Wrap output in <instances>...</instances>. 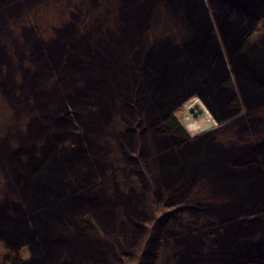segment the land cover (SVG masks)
<instances>
[{"label":"trees","instance_id":"1","mask_svg":"<svg viewBox=\"0 0 264 264\" xmlns=\"http://www.w3.org/2000/svg\"><path fill=\"white\" fill-rule=\"evenodd\" d=\"M33 1L0 0V22L2 15L16 12L22 3ZM212 3L220 12L217 23L230 63L240 67L236 76L242 96L246 104L260 103L264 100V76H261L264 43L256 44V48L246 46L250 41L245 32L255 15L264 14V0H212ZM94 5H98L101 17L83 35L78 33V25L73 24L75 29L71 23L61 30L63 35L53 46L40 47L36 41L31 42L36 55L33 58L38 64L37 77L27 90L23 89L21 96H26V107L41 108V121L36 125L37 134L41 135L34 137L36 144L35 140L20 141V146L28 147H22L26 150L21 156L19 150L13 151L12 147V151L7 150L5 143L0 144V237L11 246L22 239L39 242L37 264H68L65 253L69 259L81 257L84 251L98 252L101 256L100 247L88 243V247L83 246L80 240L66 237L64 232L80 234L78 227H83L86 236L82 234L85 238L80 239L93 242L89 219H83L77 211L89 204L93 210H99L100 203L111 205L108 201L111 198L98 202L96 187L89 188L92 183L100 184L97 178L89 183L91 171L96 167L102 169L99 159L89 154L102 151L95 135L112 126L111 120L118 112L129 131L137 133L142 128L144 143L148 133L152 138L163 139L164 145L157 154H180L174 170L164 176L167 184H173L168 197L179 199L197 182L203 183L212 194L202 197L198 193L182 199L189 211L187 215L199 228L189 230L190 219L179 216L178 208L171 214L178 215L174 219L179 217V224L176 223L179 230L165 225L168 236L176 242L180 241L177 237L184 236L186 245H197L205 238L209 249L199 252L198 257L195 255L197 264H264V214L260 213L264 212V135H257L256 142L250 139L246 145L225 148L213 142L210 134L186 138L181 121L169 113L170 106L192 89L208 93L220 116L228 117L239 110L231 71L203 1L89 0L82 3L81 10L89 12ZM82 18L79 16V20ZM160 18L175 21L169 19V23L159 24L156 21ZM260 18L257 37L250 34L253 43L264 39V16ZM178 37L180 42L174 43L173 39ZM1 44L0 39V59L7 63ZM257 70L261 73H256ZM31 95L36 96L35 102L30 103ZM252 118L250 114L248 118L241 115L231 123L249 132L261 126V118ZM144 148L150 147L145 144ZM189 148L199 150L191 155ZM154 156L148 149L146 159ZM85 162L91 171L81 168L80 163ZM7 187L16 190L12 208L22 213L20 217L15 210L2 214V191ZM66 187L69 190L61 194ZM122 197L129 201L125 195ZM132 199L136 201V197ZM6 200L5 204L11 205ZM125 206L136 217L141 215L133 206ZM214 214L218 221H210ZM58 216L66 219L63 235L58 231ZM250 229L252 234H244ZM149 241L146 244L150 246ZM72 243H79L82 251ZM179 246L177 249H181ZM89 258H78L73 264H86ZM98 260L103 264L107 261L106 258ZM177 260L173 256L169 264H180Z\"/></svg>","mask_w":264,"mask_h":264},{"label":"rangeland","instance_id":"2","mask_svg":"<svg viewBox=\"0 0 264 264\" xmlns=\"http://www.w3.org/2000/svg\"><path fill=\"white\" fill-rule=\"evenodd\" d=\"M202 1L206 14L212 23L215 36L221 47L220 49L223 52L228 70L231 71L232 87L237 97L239 110L228 117L220 116L214 106L213 99L208 93L201 89H192L188 90L170 106L169 113L177 118V121H181L183 118L182 111L187 105L193 102L203 104L207 108L205 109L204 107L206 111L205 117H199L191 124L182 126L186 138L191 139L204 134H210L213 142L219 143L225 148L231 145L234 147L246 145L250 142V139L256 142L258 140L257 135L259 137L264 135V100L257 104H246L236 76V71L240 67H235L230 63V55L226 50V44L223 41L217 23L216 16L220 13L219 9L215 7L212 0ZM88 2L89 0H34L30 4L22 3V6L19 5L16 12L1 16L0 39L2 47L5 48L3 51H5L4 53L8 62L6 63L0 59V71L2 72V76L0 77V144L5 143V146L8 147L7 150H11V147L14 148L13 151L19 150V156L28 148L27 146H20V141L24 140L31 143L32 141L30 140H33V142L35 140L34 144H36V138L34 137L41 135L37 134L38 128H36L38 120L39 122L41 121V108L38 105L37 107L33 106L34 108L26 107V96H21L24 90H27L31 86L32 81L37 77L36 69H38V64L33 58L36 55H33L35 52L32 49L33 43L31 44V42L33 40L36 41L40 47L53 46V43L63 35L61 30L71 23L72 25L77 24L79 28L78 33L83 35L85 30L91 26V23L101 17L96 8L98 5L91 6L89 12L81 10L82 3ZM105 8L107 11V4ZM79 16L83 18L79 20ZM260 16H264V14L255 15L253 22L247 27L249 34L246 31L245 37L250 41V44H246V46L256 48V44L260 45L264 43L262 42L264 39H257L255 43L249 39L250 34L253 38L257 37L255 32L257 25L261 23ZM169 19L173 22L175 21L173 18ZM169 19L165 21L160 18L156 22L165 24V22H170ZM73 27L76 29V26L73 25ZM149 41H152V39H149ZM173 42H180L179 37L178 39H173ZM238 71L244 72L245 70ZM253 73L257 75L256 73H261V71L257 70L256 73ZM261 76H264V72ZM33 87L35 86L33 85ZM31 96L32 98L29 99L31 100L30 103L35 102L36 96ZM117 113L114 114V118L111 120L113 121V125L108 128L106 127L101 134L95 135L99 146L102 147V151L99 149L98 151L95 150L94 153L92 151L93 154H89V157L95 156V158L99 159L102 163V169L96 167V169L93 168L95 171H91L88 162L80 163L83 170L86 167L87 171L90 170L93 174H90L92 176L89 183L96 180V178L99 180L100 184L92 183L89 186L90 189L94 186L96 187L98 193L95 196L98 202L111 198V200H108L111 202V205L108 206V204L100 203L99 210H93L89 204L77 211V214L82 215L83 219H89L88 225L91 235L88 234L92 236L93 242H84L80 239L81 236L83 238L86 236L83 227H78V232L81 235L76 232H70V230L66 232L62 231L63 228L66 230V219H60L59 216L57 218L60 226L58 231L61 235L64 232V234L68 235L66 237H71L77 242L80 240L83 246L88 247L86 244L88 243L91 246L100 247L103 252L100 256L95 251V253L84 251L85 254L82 252L83 255L75 257V260L69 259L67 257L69 255L65 253L63 255L64 258L68 259V264L75 263L78 258L87 259L88 257L91 258L88 259L89 261L86 264H103L99 260L96 261V258H106V264H169V259L176 256L180 264L182 261L183 264H197L198 262L194 260L198 257L197 254L199 252H206L209 249L207 240L204 238L197 245H186L184 236H180L177 237L180 241L176 242L175 238L168 236L165 225H172L179 230V226H177L179 224V220H177L179 217L174 219L178 215L171 214L173 210L179 208L181 212L179 216L190 219L189 230L199 228L194 219H191L187 215L189 211L186 209V204L182 203L181 200L191 198L194 194L198 193L202 197H211L212 194L203 183L194 182L195 184L193 183V186L187 188L179 199L175 200L171 196L168 197L170 194L168 190L171 189L173 184H167V179L164 176L174 170L175 160L180 157V154L172 152L173 157L169 154L170 152L168 154H165L166 152L157 154V151L164 145L163 139L152 138V135L148 133V135L146 134L148 137H144V143L142 141V128L139 127L137 133L129 131L124 118L119 114L117 115ZM249 114L253 115L252 119L261 118V126L259 125L254 130H249V132L238 129L236 126L233 127L231 122L234 118L241 115H246L248 118ZM36 115H39V118ZM208 118L211 119L212 125L203 131H197L202 123L204 124V119ZM145 144L147 148L150 147L148 149L155 154L156 158L154 156L153 159H146L148 149L144 148ZM22 147L26 149L23 150ZM189 149L191 155L199 150V148ZM189 149H186L187 152H189ZM133 150L137 151L133 152ZM191 150L194 152L192 153ZM66 153L72 154L70 151ZM85 161L87 160L85 159ZM70 187L62 189L60 193L64 194V191L69 190ZM74 187L75 185L72 190L75 189ZM14 191L16 190L8 187L2 191L4 196L2 214L4 215L7 212L11 214V211L13 213V210H15L20 217L22 213L14 207V209L12 208L15 201L14 198L17 195ZM122 194L129 198V201L122 199ZM132 197H136V201H133ZM7 198L8 200H6ZM5 200L11 203V205H6ZM67 201L70 202L71 199ZM128 204L133 206L141 215L136 217L135 214H132L125 206ZM182 207H185V211L182 210ZM260 213L261 215L264 214L263 211ZM166 214L169 215L165 216ZM211 217L213 219H210V221H218L216 215L215 217ZM25 219H29L28 212H26ZM241 231H243L242 228L238 232L239 235L242 234ZM72 233H75L76 236H73ZM252 233V229L244 232L247 235ZM185 237L188 239L187 236ZM147 241L151 243L150 246L146 244ZM7 244L8 241H4L0 237V264L38 263V261L36 262V258L39 255V242L34 239L32 241L22 239L15 246ZM179 244L181 245L179 246L181 249H177ZM72 246L78 247V250L82 251L80 249L82 246L79 243H72ZM180 251L183 253L180 254ZM192 254H194V258ZM67 261L65 262L67 263Z\"/></svg>","mask_w":264,"mask_h":264},{"label":"water","instance_id":"3","mask_svg":"<svg viewBox=\"0 0 264 264\" xmlns=\"http://www.w3.org/2000/svg\"><path fill=\"white\" fill-rule=\"evenodd\" d=\"M204 107H205V105L199 104L196 102H193L192 104L187 105L182 111V114H183L182 122L184 124H186L187 119L192 120V121L197 119L199 116H201L203 113H205ZM205 109H207V108L205 107ZM211 125H212V122H209L207 124H203L199 130H204Z\"/></svg>","mask_w":264,"mask_h":264},{"label":"bare ground","instance_id":"4","mask_svg":"<svg viewBox=\"0 0 264 264\" xmlns=\"http://www.w3.org/2000/svg\"><path fill=\"white\" fill-rule=\"evenodd\" d=\"M194 100H195V99H194ZM200 102H201V101H200ZM205 112H206V111H205ZM207 113H208V111H207ZM203 116L205 117V113H203V114L200 116V118L203 117ZM202 119H203V118H202ZM210 120H211V119H209V118H208V119H204V121H205L204 124L207 123V122H209ZM201 122H202V121H201ZM191 123H192V120L187 119V123H186V125H189V124H191ZM202 124H203V123H202Z\"/></svg>","mask_w":264,"mask_h":264}]
</instances>
